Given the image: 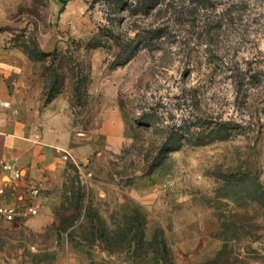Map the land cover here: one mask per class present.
<instances>
[{
	"label": "rangeland",
	"instance_id": "rangeland-1",
	"mask_svg": "<svg viewBox=\"0 0 264 264\" xmlns=\"http://www.w3.org/2000/svg\"><path fill=\"white\" fill-rule=\"evenodd\" d=\"M0 50L71 135L0 264H264V0H0Z\"/></svg>",
	"mask_w": 264,
	"mask_h": 264
},
{
	"label": "crops",
	"instance_id": "crops-1",
	"mask_svg": "<svg viewBox=\"0 0 264 264\" xmlns=\"http://www.w3.org/2000/svg\"><path fill=\"white\" fill-rule=\"evenodd\" d=\"M23 55L0 50V159L25 171L21 184L37 185L41 170L51 167L71 135L57 126L40 96L12 76L20 73ZM8 202L13 203L10 198Z\"/></svg>",
	"mask_w": 264,
	"mask_h": 264
},
{
	"label": "built area",
	"instance_id": "built-area-1",
	"mask_svg": "<svg viewBox=\"0 0 264 264\" xmlns=\"http://www.w3.org/2000/svg\"><path fill=\"white\" fill-rule=\"evenodd\" d=\"M23 171L10 160L0 159V219L16 222L38 214L36 200L40 189L31 183L21 184ZM12 198L13 203L8 202Z\"/></svg>",
	"mask_w": 264,
	"mask_h": 264
},
{
	"label": "trees",
	"instance_id": "trees-1",
	"mask_svg": "<svg viewBox=\"0 0 264 264\" xmlns=\"http://www.w3.org/2000/svg\"><path fill=\"white\" fill-rule=\"evenodd\" d=\"M63 1H65V0H63ZM153 240H154V241L157 240L155 236H154ZM157 246H158V248H160V246H161V249H163V256L166 257L167 260H169L171 254H170V251H168L167 246H166V244L164 243V241H161L160 243L157 242ZM159 251H160V250H158V251L156 252V254H159Z\"/></svg>",
	"mask_w": 264,
	"mask_h": 264
}]
</instances>
